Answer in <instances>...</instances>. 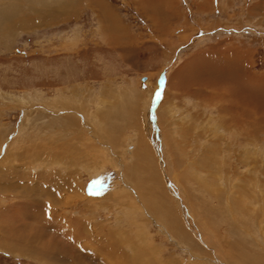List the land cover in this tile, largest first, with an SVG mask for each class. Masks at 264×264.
Listing matches in <instances>:
<instances>
[{
  "label": "rangeland",
  "instance_id": "rangeland-1",
  "mask_svg": "<svg viewBox=\"0 0 264 264\" xmlns=\"http://www.w3.org/2000/svg\"><path fill=\"white\" fill-rule=\"evenodd\" d=\"M262 77L264 0H0V264H264Z\"/></svg>",
  "mask_w": 264,
  "mask_h": 264
},
{
  "label": "bare ground",
  "instance_id": "bare-ground-1",
  "mask_svg": "<svg viewBox=\"0 0 264 264\" xmlns=\"http://www.w3.org/2000/svg\"><path fill=\"white\" fill-rule=\"evenodd\" d=\"M234 51V50H233ZM230 52V51H229ZM235 52V51H234ZM225 55V54H224ZM235 55V54H234ZM234 59V58H233ZM227 63V62H226ZM242 66V65H241ZM240 66V68H242ZM244 66V65H243ZM240 68H239V66H238V68H237V71L236 72H239L238 73V77H237V79L235 80L234 78H236V77H232L233 78V81H227L228 83V85L226 86V91H224V90H221V89H219L218 90V93H220L221 95H218V96H220V98L222 99V98H224V101L226 100V102L227 101H229V102H231L233 105H235V107L238 109V110H236V108L234 109V110H236L235 112H233L232 114H234L233 116H231L230 118H231V126L230 127H228V129L231 131V133H236V131H235V128H234V126L235 125H237L238 123H239V119L236 117V115H240L241 116V114H245V110H243V106L244 105H247V108L249 109V107H252V106H255V105H257V103H256V99H257V97H256V94H254V88H253V85H254V83H255V79H257V78H255V77H253L252 75H251V73L249 72L248 73V71H246V68H242V71L240 70ZM244 73V77H243V79L245 80V81H243V79L241 78V76H242V74ZM261 78V77H260ZM263 78V77H262ZM259 79V78H258ZM264 79V78H263ZM213 82H216V81H213ZM200 88V87H199ZM219 88V87H218ZM262 91H264L263 89H262ZM223 92H225V94L227 93V96H225V97H221L222 96V94H223ZM217 93V94H218ZM262 93V92H261ZM260 96H262L263 97V95H260ZM220 98H217V100H219L220 101ZM258 100V99H257ZM261 100H262V98H261ZM223 102V101H222ZM221 102V103H222ZM259 102V101H258ZM264 102V101H263ZM224 103V102H223ZM228 103V102H227ZM261 103V102H260ZM259 103V104H260ZM263 104V103H262ZM224 105V104H223ZM225 105H227V104H225ZM230 105V104H229ZM231 106V105H230ZM230 106H227V107H230ZM222 107V106H221ZM263 107V106H262ZM261 107V108H262ZM220 108V107H219ZM226 108V107H225ZM231 108V107H230ZM234 108V107H233ZM253 108V107H252ZM255 108V107H254ZM222 109V108H221ZM257 109V108H256ZM255 109V110H256ZM232 110V109H231ZM255 110H252V111H255ZM250 111V110H249ZM226 112V111H225ZM243 112V113H242ZM263 112V111H262ZM257 113V112H256ZM255 113V114H256ZM244 114H243V116H244ZM250 115H252V113L250 112ZM257 115V114H256ZM255 115V116H256ZM262 115V114H261ZM246 116V115H245ZM245 116H244V118H245ZM248 116V115H247ZM253 116H254V114H253ZM252 116V117H253ZM147 117V116H146ZM251 117V116H250ZM262 117H263V115H262ZM148 118V117H147ZM249 118V117H248ZM247 118V119H248ZM255 118V117H254ZM230 120V119H229ZM228 120V121H229ZM242 120H244V119H242ZM255 120V119H254ZM242 123V122H241ZM241 123H239V124H241ZM145 125L147 126V130H148V132L149 133H151L152 132V127L149 125V122H148V120L146 119V121H145ZM243 126H244V124H242ZM253 125V124H252ZM156 126V125H155ZM239 126V125H238ZM245 127V126H244ZM238 128V127H237ZM255 128V127H254ZM238 130V129H237ZM239 130H240V128H239ZM241 131H242V129H241ZM237 132H239V131H237ZM244 132V131H243ZM237 135H238V133H236ZM240 137H241V135H240ZM64 142V141H63ZM247 142V141H246ZM68 146V145H67ZM139 155V154H138ZM138 157V156H137ZM135 158H136V156H135ZM142 158L144 159L145 158V156L143 155V154H140L139 155V158H138V160H137V163L139 162L140 163V161L142 162ZM138 163V164H139ZM169 165V164H168ZM138 167V166H137ZM168 169V168H167ZM140 170L141 169H133V172L134 173H138V172H140ZM170 170V169H169ZM127 172V171H126ZM171 172H173V171H171ZM138 176L137 175H135L134 176V182L135 181H138L139 179H136ZM147 179V178H146ZM169 179V178H168ZM170 180V179H169ZM141 182V181H140ZM146 182V181H145ZM137 183V182H136ZM168 183H170V182H168ZM173 183V182H172ZM150 195H149V194ZM147 194H148V196H147ZM154 194H155V192H154ZM154 194H152V193H150V191H149V189H148V191L147 192H145L144 191V193H142V195L144 196V198L143 199H145V202L148 204V206L150 207V209L155 213L156 211L157 212H167L168 214L170 213V208L169 207H167L165 204H164V206L162 205V203H161V201L160 200H158L156 197H155V195ZM159 198V197H158ZM181 198V197H180ZM166 202V201H165ZM182 202V201H181ZM183 203V202H182ZM189 218L192 220V218L189 216ZM172 222L170 223L169 222V219H168V221H166V223L165 224H167V226H172V224L174 223V224H176L175 222V220L174 219H170ZM188 220V219H187ZM161 221V220H160ZM187 222H189V220L187 221ZM170 233H172L173 235L175 234V235H177L178 234V236H180L181 237V240H183V241H185L184 240V237H182L181 236V233H182V231L180 232L179 231V229L177 228L175 231H173V230H171V228H170ZM171 234V235H172ZM104 239H106V238H104ZM11 240V239H10ZM9 240V241H10ZM264 241V240H263ZM12 243H9L10 245H14L13 243L15 242V241H11ZM106 242H108V240L106 241ZM114 242V244L113 245H111V244H108L109 245V247H112L113 249L114 248H118L117 247V242L118 241H113ZM255 242V241H254ZM109 243V242H108ZM15 244H17V245H20L18 242H15ZM45 246H47V244L45 245ZM20 247V246H19ZM112 248H110V249H112ZM119 249V248H118ZM117 249V250H118ZM107 252V251H106ZM118 252H121V251H118ZM108 253V252H107ZM124 253V252H123ZM116 255V254H115ZM118 255V254H117ZM111 257V256H110ZM116 257V256H115ZM120 258H125V255H122V254H120V256H119ZM129 257H130V259L131 260H134L135 262L137 261L136 259H138L137 258V255H135V254H131V255H129ZM130 260V261H131ZM126 261V260H125ZM219 264H227L226 263V261L225 260H219V261H217ZM98 264V263H97ZM229 264V263H228Z\"/></svg>",
  "mask_w": 264,
  "mask_h": 264
},
{
  "label": "snow or ice",
  "instance_id": "snow-or-ice-1",
  "mask_svg": "<svg viewBox=\"0 0 264 264\" xmlns=\"http://www.w3.org/2000/svg\"><path fill=\"white\" fill-rule=\"evenodd\" d=\"M160 83L163 84V79H161ZM156 98H157V99L160 98V93H159V92L156 93Z\"/></svg>",
  "mask_w": 264,
  "mask_h": 264
}]
</instances>
